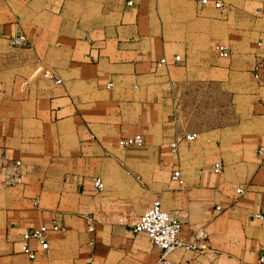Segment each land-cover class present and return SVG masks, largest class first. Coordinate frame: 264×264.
Returning a JSON list of instances; mask_svg holds the SVG:
<instances>
[{"label":"crops","instance_id":"1","mask_svg":"<svg viewBox=\"0 0 264 264\" xmlns=\"http://www.w3.org/2000/svg\"><path fill=\"white\" fill-rule=\"evenodd\" d=\"M133 2L0 0V264L152 263L133 228L156 199L200 244L175 264H262L264 0ZM54 223L29 258L24 233Z\"/></svg>","mask_w":264,"mask_h":264},{"label":"built area","instance_id":"2","mask_svg":"<svg viewBox=\"0 0 264 264\" xmlns=\"http://www.w3.org/2000/svg\"><path fill=\"white\" fill-rule=\"evenodd\" d=\"M203 4H209L210 0H201ZM133 0H129V5H133ZM214 5L218 8H222L227 10L228 7L224 5L221 1H215ZM13 44L16 46H24L27 43L26 35H17L14 36ZM215 50L224 57H228L230 55L229 48L224 44H217L215 46ZM176 59L179 60L180 56H176ZM163 62L166 59H162ZM257 72H259L263 68V62L259 61L257 63ZM46 77L53 78L56 83H60L61 79L56 78L50 74H45ZM199 137L198 132H191L186 134L183 139L187 141H193ZM181 140L177 139L176 141L172 142L171 150L173 153H177L179 151V142ZM145 142V138L142 134H135L131 136L122 137L119 140V144L123 147H129L132 145H140ZM259 155L263 157L264 160V146H261L258 150ZM264 163V162H263ZM16 165L19 167L21 165L20 161L16 162ZM224 166L221 162H216L214 164V170L217 173L222 172ZM174 178L179 182L183 183V179L181 177V171L175 170ZM21 181V175L17 170L16 178L14 180L9 181L8 183L19 182ZM95 186L102 190L104 189V182L97 178L95 180ZM246 186H241L237 188V193L240 195H244L247 192ZM259 219L264 220V212H259L257 214ZM185 221L181 215H175L166 210L163 207V204L160 199H156L150 205L149 208L140 216L139 220L134 225V231L139 233L143 232L147 234L151 242L161 248L160 256L152 263L147 264H175V262L170 258V254L178 248H186V249H197L200 247V244L197 242H191L186 240L182 236V232L184 230ZM65 231V227H60L58 224L54 223L52 226L47 224H43L39 227L33 228L29 231H26L23 235V240L21 243V250L26 253L29 258L35 259L37 256V251H35L31 245V239H35L39 242L40 248L42 250H47L49 248V239L48 234L50 231ZM89 230L94 231L95 225L93 220L91 219V223L89 225ZM202 236L205 235L203 230L198 231ZM92 244L94 242H91ZM260 261L264 264V255L261 256Z\"/></svg>","mask_w":264,"mask_h":264}]
</instances>
